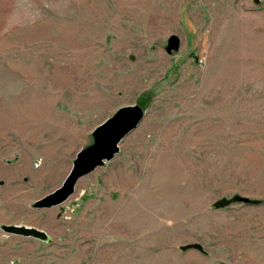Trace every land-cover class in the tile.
<instances>
[{
  "label": "rangeland",
  "instance_id": "obj_1",
  "mask_svg": "<svg viewBox=\"0 0 264 264\" xmlns=\"http://www.w3.org/2000/svg\"><path fill=\"white\" fill-rule=\"evenodd\" d=\"M259 1L0 0V264H264ZM130 105L118 154L34 208Z\"/></svg>",
  "mask_w": 264,
  "mask_h": 264
},
{
  "label": "water",
  "instance_id": "obj_2",
  "mask_svg": "<svg viewBox=\"0 0 264 264\" xmlns=\"http://www.w3.org/2000/svg\"><path fill=\"white\" fill-rule=\"evenodd\" d=\"M254 2L260 3L259 0H254ZM168 48L173 51L178 50L179 40L176 36L173 35L169 38ZM145 114L146 111L138 105L125 106L119 108L112 116L96 126L91 133L92 143L77 152L71 170L61 186L35 201L34 208H52L64 203L74 193L76 184L81 178L94 172L98 167H103L106 162L111 161L118 154L122 140L139 126ZM237 201L249 202L242 198L222 199L216 202L214 206L222 208ZM1 229L5 233L31 236L42 241L49 239L44 231L36 228L2 225ZM189 248L202 250V247L197 244L185 247V249Z\"/></svg>",
  "mask_w": 264,
  "mask_h": 264
}]
</instances>
